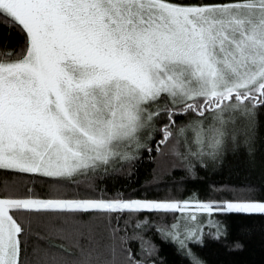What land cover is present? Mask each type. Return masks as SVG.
<instances>
[{"label": "snow or ice", "instance_id": "snow-or-ice-1", "mask_svg": "<svg viewBox=\"0 0 264 264\" xmlns=\"http://www.w3.org/2000/svg\"><path fill=\"white\" fill-rule=\"evenodd\" d=\"M261 115L264 0H0V264H162L150 233L203 264L216 217L264 215L256 186L102 183L144 161L154 181L195 176L241 142L254 155Z\"/></svg>", "mask_w": 264, "mask_h": 264}, {"label": "trees", "instance_id": "trees-1", "mask_svg": "<svg viewBox=\"0 0 264 264\" xmlns=\"http://www.w3.org/2000/svg\"><path fill=\"white\" fill-rule=\"evenodd\" d=\"M15 43L16 37H12L9 46ZM258 119L254 155L241 142L236 151L225 155L219 166L209 169L198 167L195 176H186L182 170H174L155 181L152 175L154 166L144 161L136 166L131 175L123 172L106 178L102 183L104 191L108 195L123 192L126 196L132 193L148 198L171 194L180 199L198 193L200 198L206 199L211 191L210 185L250 184L257 188L256 198L264 197V115ZM26 179L32 185V177ZM34 190L44 196L48 194L49 187L43 178L37 177ZM72 195L73 192H68V196ZM216 218L222 222L224 234L218 240L206 237L203 245L193 248L203 264H264V215L225 214ZM149 235L159 247L162 264H189L173 244L165 243L151 233ZM236 243L242 247H233Z\"/></svg>", "mask_w": 264, "mask_h": 264}]
</instances>
